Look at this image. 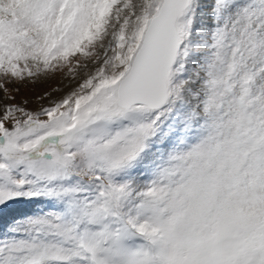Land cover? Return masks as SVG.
Instances as JSON below:
<instances>
[{"label": "snow or ice", "instance_id": "snow-or-ice-1", "mask_svg": "<svg viewBox=\"0 0 264 264\" xmlns=\"http://www.w3.org/2000/svg\"><path fill=\"white\" fill-rule=\"evenodd\" d=\"M0 264H264V0H0Z\"/></svg>", "mask_w": 264, "mask_h": 264}, {"label": "rangeland", "instance_id": "rangeland-1", "mask_svg": "<svg viewBox=\"0 0 264 264\" xmlns=\"http://www.w3.org/2000/svg\"><path fill=\"white\" fill-rule=\"evenodd\" d=\"M60 84L59 79L49 81L48 83H26L21 86L20 91L16 93V103H21L24 100H28L29 108H36L38 106L37 98L46 91H51L53 88L58 87Z\"/></svg>", "mask_w": 264, "mask_h": 264}]
</instances>
